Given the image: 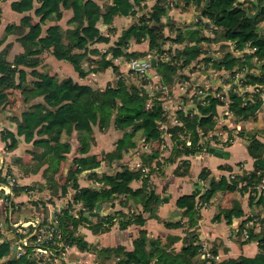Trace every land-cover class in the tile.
<instances>
[{
    "label": "trees",
    "instance_id": "trees-1",
    "mask_svg": "<svg viewBox=\"0 0 264 264\" xmlns=\"http://www.w3.org/2000/svg\"><path fill=\"white\" fill-rule=\"evenodd\" d=\"M140 1L113 0L112 4L103 8L94 0L11 2V9L24 16L19 24L6 26L0 45L8 36L15 35L22 52L8 60V46L0 51V113L11 109L8 107L9 96L14 90L20 91L27 107L19 115L9 116L15 131L5 128L1 132L0 139L5 149H16L20 138L26 144L32 143L36 149L32 152L34 165L37 164L39 168L47 164L43 176L52 186L55 183L53 178L59 171V164L65 160V154L70 150L69 140L73 133H76L79 156L72 160L66 174L61 176L60 195L64 196L73 190L71 200L78 202L88 213L95 211L99 205L113 204L118 197L126 195L143 197L140 213L154 217L153 209L164 193L156 191L152 175L155 172L161 173L160 166L163 161L178 162L175 176L188 175L190 163L184 158L207 150L210 147L207 141L202 144L200 141L218 128L227 133V141L223 145H227L228 140L235 136L245 140L253 159V171L235 175L233 179L223 176L215 180L210 178L209 171L203 168L198 180L205 186L201 190L195 189L176 198L174 207L180 213V218H170L162 222L171 228L185 226V240L192 243L190 251L186 254L171 249L170 241L175 238L169 237L162 242L160 239L149 238L143 231L134 239L131 250H126L123 246L98 248L89 245L84 237L76 232L81 224H86L93 233H101L108 231L115 221L123 229L134 222L136 217H139V223H143L144 218H140V214L124 213L121 210L104 213L95 221L85 217L84 213H79L78 218H74L70 214L74 210L73 205L68 202L64 209L56 214L57 226L51 237L43 243H35L37 234H31V227L28 228L27 235L15 233L11 227L8 228L10 236L2 235L0 239V264H48L36 256L35 247L40 246L57 253L62 250L59 243L95 254L97 264H209L203 257L202 242L196 233L200 210L209 204L217 193L236 191L243 195L247 190H252L253 184H258L264 179V143L260 140L264 130L243 128L235 131L225 126L217 127L218 120L226 118L221 113L225 103L236 123L254 119L262 105L259 91L234 92L235 83H232V77L241 73L242 76L237 78V82L242 87L264 86V33L261 30L264 14L259 13L255 19L247 16L249 11L264 4V0H256V4L252 1L248 5L237 3L236 0H211L206 15L211 22L212 38L203 34L208 27H204L199 21L173 25L162 22L169 10L175 7L183 11L191 8L198 10L204 0H159L150 13H142L137 22L123 30L108 51L101 54L98 49L92 47L97 42L108 41L98 28L99 22L110 25L117 16L134 14L135 5H139ZM170 1L173 2V7L169 6ZM64 9L72 12L66 29L58 24ZM29 12H32L33 16L26 14ZM33 17L38 20L34 21ZM164 26L169 28L172 36L164 34ZM132 41L137 44L147 42V51L126 52ZM219 42H233L235 51H243L246 47L254 51L237 56L226 50L227 46L221 45L219 49L223 50L222 57L215 59L207 56L209 49L202 47V44ZM166 43L170 44L168 49L164 48ZM44 53L71 65L80 78L111 69L115 82L105 89H99L80 84L70 77L59 79L55 75L40 72L37 68ZM109 54L112 57L110 59L107 58ZM149 54H152L155 60L153 71L157 76L154 82L156 86H169L176 79L178 82L188 81L192 84L188 76H180L178 72L189 69L192 73L195 71V65H200L202 71L229 72L232 77L225 78L223 84H231L232 89L225 93L220 85H214L213 91L218 96L208 95L201 102L196 101L195 109L178 112V124L167 129L169 114L157 99L160 96L159 91L154 93V97L148 94L146 87L151 83L148 76L120 71L113 62L114 58L120 56L129 60L142 59ZM257 63L262 65L263 74L257 73ZM29 77L31 79L28 80ZM39 99L40 101L34 102ZM150 99L152 105L146 108V102ZM182 99L185 100V97ZM111 125L121 133L113 151L100 158L89 155L94 140V129L102 132ZM163 129L170 133L168 138L171 148L167 158L163 157L166 150ZM210 138L216 140L215 135ZM187 141L190 142L189 146L186 145ZM141 143L147 149L139 153L137 168L119 162L124 153L137 150V145ZM153 162L155 167H152ZM226 169L232 170L230 167ZM81 179L89 184L85 187L79 186L78 181ZM138 180L142 182L141 187L132 189L131 183ZM15 191L16 187L13 189V192ZM263 198L264 191L257 198L249 197L248 204L251 208L262 205ZM242 216L240 205L234 203L230 209L218 211L213 220L223 218L227 223L233 224L235 219ZM255 217L261 224L260 231L255 233L253 227H249L248 239L242 240V244L257 242L259 253L254 257L241 256L236 259L213 261L210 264H264V218L259 214H255ZM184 218L186 222L182 223ZM248 219H244L238 226V236ZM47 225L50 223L42 220L39 229ZM39 231L38 233H42ZM44 231L43 233H47ZM23 238L27 239V243L17 255V252L13 253L11 246ZM211 249L216 253L213 246Z\"/></svg>",
    "mask_w": 264,
    "mask_h": 264
},
{
    "label": "crops",
    "instance_id": "crops-1",
    "mask_svg": "<svg viewBox=\"0 0 264 264\" xmlns=\"http://www.w3.org/2000/svg\"><path fill=\"white\" fill-rule=\"evenodd\" d=\"M15 0H5L0 2V40L3 37L4 30L9 24H19L24 14H19L13 11L10 7L11 2ZM102 8L112 4L113 0H94ZM133 2V0H130ZM159 0H141L139 5H135L136 12L128 16H117L114 18L112 24L107 25L102 22L98 23V28L101 34L108 39L107 42H97L92 45L100 51L101 54L108 51L110 47L114 45L120 36L121 32L127 29L130 25L137 22L139 16L144 13L148 14L152 8L157 4ZM256 4V0H236L237 3H243L248 5L252 2ZM262 4L261 6H263ZM260 6V7H261ZM259 8V6L257 7ZM257 8L249 11V15H254ZM195 8L183 11L177 7L169 10L162 22L168 24H193L196 21V16L193 13ZM200 9L195 11L200 12ZM27 15L33 16L32 12L26 13ZM72 12L64 9L63 16L58 24L64 29L67 28V21L71 18ZM34 21H37V17H33ZM204 22H209L208 27L203 31L206 37L212 38L213 34L210 29V19L207 15L203 16ZM200 22V21H199ZM52 24V23H51ZM46 27H44V30ZM261 30L264 33V21L261 23ZM163 32L166 36H172L169 28L164 26ZM221 45L227 46L229 50L228 42H219L206 44L203 43L202 47L208 48L209 52H222L219 49ZM8 46V60H12L13 57L22 52L21 45L16 41L15 35L8 36L3 43L0 45V51ZM148 49V43L142 42L137 44L131 42L126 52H145ZM124 51V52H125ZM249 52V51H247ZM108 59L112 58L109 54ZM126 59L122 56L114 58L113 62L120 71H125L124 61ZM258 71L259 73V66ZM86 68V66H85ZM40 72H46L49 75H55L59 79L70 77L74 81L80 84H88L93 88L105 89L115 82V75L111 69L100 73H90L89 75L80 78L77 73L73 70L71 65L61 60H57L48 53L41 55V63L37 68ZM26 71H30L26 69ZM153 72V71H152ZM256 73V74H257ZM194 76V75H193ZM31 77L28 78V80ZM195 81L202 82L203 77L192 78ZM157 80V79H156ZM205 83V82H204ZM176 95L180 93L176 90ZM182 96V95H181ZM264 97V96H263ZM10 110H6L0 113V134L8 128L12 131L14 126L9 120V116L19 115L26 107L24 99L21 97L19 90L11 91L9 96ZM40 101L35 100L34 102ZM225 126L227 129H235L237 127L246 130L263 131L264 130V102L258 110L256 117L244 123H236L233 118H225L217 127ZM121 137V133L114 129L113 125L106 128L105 131H99L97 128L94 129V140L91 144L89 155H95L97 158L103 157L105 154L112 152L114 149L115 142ZM166 139V150L164 151L163 157L169 156L171 144L168 137ZM261 142L264 143V135H260ZM70 150L65 154V160L59 164V171L54 176L53 185L48 183L43 176V173L47 167V164H43L37 168V164L34 165L35 160L33 159L32 152L36 149L33 144H26L22 138H20L19 146L12 150L7 151L3 142L0 139V152H5V163L10 173L17 178V191L12 192V209L10 210L2 201H0V223L3 225V232L5 237H9L8 228L13 223L22 222L28 225L35 219H40L46 222L52 220L57 213H59L67 203L71 200V195L74 192L71 190L64 196L60 195L61 176L66 174L67 168L72 160L79 155L77 154L78 142L76 133H73L69 140ZM137 145V150H129L124 153L119 162L128 165L132 168L139 165V153L142 152L140 147ZM211 147L219 150L220 157L214 156L207 152V150L189 156L187 159L190 163L189 174L186 176H175L174 171L178 165L175 163H164L160 166V174L155 172L152 176L153 185L157 192L164 193L161 198H167V202H163L158 210V217H148L145 213H140L142 209L143 197H130L122 195L114 200L112 203H106L101 205L100 215L98 217H88L95 221L104 213H113L115 210H121L124 213L134 212L140 214V218H144L143 223H139V217L136 220L128 224L125 228L121 229L119 223L115 221L111 228L106 232L93 233L86 224H81L77 228V234L84 237V240L89 244L98 248H115L117 246H123L126 250H131L133 247V241L138 234L143 231L151 239H160L162 242L166 241V238H175L171 242V249L175 252L188 253L192 247V243L185 240L187 237L186 228L176 227L171 228L166 226L162 220L172 218L177 220L180 218V213L175 210L174 203L178 196L183 194H189L193 190H200L205 186L198 180V175L203 168H206L210 173V178L215 180L221 177H227L229 173L234 175H241L244 172L250 173L253 171V159L247 149L246 142L243 138L235 136L231 142L227 145H211ZM264 154V149H263ZM155 162L152 163V167H155ZM115 166V164H113ZM226 167H230L232 170L228 171ZM155 171V170H154ZM156 175V176H155ZM89 182L81 179L78 181L79 186L85 187ZM142 185L141 180L134 181L131 183L132 189H138ZM15 188V187H14ZM13 188V189H14ZM234 203H238L243 211V216L235 219L233 224L227 223L223 218L213 220L214 216L220 210L230 209ZM134 210V211H133ZM251 213L259 214L264 218V203L262 205H256L250 207L248 204V198L245 195H241L239 192L232 193H217L207 204L200 210V219L196 226V233L199 241L202 243H208L214 247L216 253L220 256L219 261L227 259H236L241 256L254 257L259 253L257 242H249L242 244L243 241L240 236L237 235V228L241 222L247 218ZM186 222V218L182 220V223ZM30 227V226H29ZM15 244V243H14ZM13 244V245H14ZM11 246V248L13 247ZM68 246L66 257L63 261H50L48 264H97L95 254L91 252L79 251L75 246ZM218 261V262H219ZM151 264H155L152 262ZM210 264V263H209Z\"/></svg>",
    "mask_w": 264,
    "mask_h": 264
},
{
    "label": "built area",
    "instance_id": "built-area-1",
    "mask_svg": "<svg viewBox=\"0 0 264 264\" xmlns=\"http://www.w3.org/2000/svg\"><path fill=\"white\" fill-rule=\"evenodd\" d=\"M169 6L173 7L172 1H170ZM228 44H229V51L234 53L237 56H241L243 53L247 51L249 52L254 51V49H251L249 47H246V49H244L243 51H235L234 43L228 42ZM222 55H223V52L217 51V52H210L207 56L218 59L222 57ZM151 59H152L151 55H148L147 57L142 58V59H129V60L124 61L125 63L124 65L126 66V71L130 72L131 74L135 73L138 75L148 76V78L151 80V83H149L148 86L146 87V90L149 95L154 97L153 95L156 91L160 92V96L157 99L161 102L162 108L169 114V117H170L168 121L169 126L167 127V129H169L171 126H175L178 124L176 120V115L178 112L188 111L190 109L193 110L192 108L195 109V105L197 104L196 101L201 102V100L208 95L218 96V94L213 91L214 85L216 84L220 85L223 88V91L225 93L229 91L230 89H232L231 84H226V85L223 84L224 79L230 78L231 76L230 73L225 70H222L220 72H214V73L207 71L209 75L208 78L206 76H202L203 78L207 80L205 83H203L204 85H201L198 81L191 79L190 81L192 82V84H190L188 81H184V82L175 81L173 84L169 86H156L154 85V82L157 79V76L155 75L154 72H152L151 63H150ZM195 67H196L195 69L200 70L199 73L205 72L201 70L200 65H195ZM241 76H242L241 73H236L234 74L233 77L231 76L233 80L232 83H235V88H233V91L238 92V93L247 92V91H257V92L259 91L261 93L262 102H264V97H263L264 96V86L257 85V86L242 87L237 82V78ZM176 90L180 93V95L175 94ZM182 97H185V100L187 102H185V100H183ZM151 105H152V100L150 99L146 102V108H149ZM221 113L223 116H226V118L232 116L228 110V106L226 103L222 107ZM223 120L224 119L222 118L220 121L218 120V124H220ZM234 130L239 131L240 128L237 127ZM162 133L165 137L170 136V133H168L166 129H163ZM211 135H215L216 140L210 138ZM205 141H207V144L210 146L211 145H222L225 141H227V133L224 130L218 128L214 132L212 133L210 132L206 137H203L200 143L202 144ZM231 141L232 139H229L228 143ZM186 145L189 146L190 142L187 141ZM141 149L145 150L147 149V147H145L144 144L141 143ZM138 166L139 165H136V167L134 168H137ZM234 176L235 175L232 173L228 174L229 179H233ZM16 186H17V178L12 173L9 172L6 166L5 152L4 151L0 152V201H2L7 207H9L10 210L13 208L12 198L10 197H12L13 188ZM263 191H264V179H262L258 184H253L252 190L251 189L247 190L245 193H243V195L247 196L248 199L249 197L257 198L262 194ZM69 202L72 203L73 205L72 207L74 208V210L70 212V214L74 218H78L79 213H84V214L88 213L85 210V208L80 206L78 202H75L73 200H70ZM247 219L248 220L244 223V226L240 232V237L242 240L248 239V228L249 227H253L255 233H259L260 227H261V224L258 222L259 221L258 218L255 217V213L249 214L247 216ZM41 222L42 220L40 219H35L32 222H30L28 225L22 222H16L11 225V228L14 230L15 233L27 235L28 228L30 226L34 234H37L35 243L38 245L39 243H43L47 238L43 236L41 233H38ZM52 225H57L56 216L53 217ZM52 230L53 228L49 232H52ZM2 235H4L3 225L2 223H0V239ZM49 236H50V233L48 234V237ZM26 243H27L26 238H23L19 240L18 242H16L14 244L16 248L13 253L17 252V255H19L22 252V246L25 245ZM59 246L62 247V251L58 257L54 255L55 254L54 251L40 247V246L35 247L34 252L36 256L38 258H41L43 261L44 259H48L49 261L57 262L66 257L67 249H68V246L66 245L60 244ZM201 252L203 253V257L207 259L208 262L219 261L220 256L217 253H214L212 251L210 244L205 243V242L201 243Z\"/></svg>",
    "mask_w": 264,
    "mask_h": 264
},
{
    "label": "water",
    "instance_id": "water-1",
    "mask_svg": "<svg viewBox=\"0 0 264 264\" xmlns=\"http://www.w3.org/2000/svg\"><path fill=\"white\" fill-rule=\"evenodd\" d=\"M210 1L211 0H204L203 5H202V9H201L200 12L195 11V9L193 10L194 15L196 16V20L200 21L204 25H209V22H204L203 21V16L208 14V12H209L208 11V6H209V2ZM259 13L264 14V5L259 7V8H257V11H256V13L254 15L247 14V16L249 18L255 19L256 16ZM150 63H151V67L154 68L155 60L151 59ZM259 73L263 74L262 65L259 66ZM202 75L203 76H209L207 72H203ZM192 109H194V108H192ZM207 152H209L210 154H212L214 156L220 157L219 150H217V149H215V148H213L211 146L207 148ZM199 188H201V185H200V187H197V189H199ZM167 201H168L167 198H160L159 202L157 203V205L155 206V208L153 209V212H152L154 217H158V213L157 212L159 210V207L162 205L163 202H167ZM263 203H264V198H263ZM100 210H101V205H99L95 211L89 212V213L85 214L84 216L87 217V218L88 217H98L100 215ZM15 248H16L15 245H13V247H12V251L13 252L15 251Z\"/></svg>",
    "mask_w": 264,
    "mask_h": 264
},
{
    "label": "rangeland",
    "instance_id": "rangeland-1",
    "mask_svg": "<svg viewBox=\"0 0 264 264\" xmlns=\"http://www.w3.org/2000/svg\"><path fill=\"white\" fill-rule=\"evenodd\" d=\"M170 47V44L169 43H166L165 45H164V48L165 49H168ZM172 49H174V46H173V48ZM153 54V53H152ZM152 54H149V55H151L152 56V59H153V55ZM147 57V56H146ZM125 64V63H124ZM124 67H126L125 65H124ZM152 68V67H151ZM199 69H195V71H193L192 73H191V71H189V69H183V70H180L179 72H178V75H186V76H188V75H190V76H188L189 78L188 79H192V78H194V77H200V70L198 71ZM152 71H153V68H152ZM124 72H126L127 73V71H126V69H125V71ZM154 72V71H153ZM205 72H207V71H205ZM155 73V72H154ZM202 73L203 72H201V76H203L202 75ZM194 75V76H193ZM207 78H208V76H206ZM203 81L202 82H199L201 85H204L203 83L204 82H206L207 80L205 79V78H203L202 79ZM176 81H178V79H176ZM89 184V183H88ZM52 220H53V218H52ZM52 220L50 221V225L48 226H44L42 229L40 228L39 230H40V232H42L41 234L43 235V236H45V237H47L46 239H48L49 237H51V235H52V232H53V230H54V228L57 226V225H52ZM53 228V230H52V232H49L51 229ZM41 230H43V231H41ZM44 230H46V232L47 233H43V232H45ZM50 233V236L48 237V234ZM31 234H34V232H32ZM59 244H61V243H59ZM61 251L62 250H58V252L56 253V252H54L56 255L55 256H59V254L61 253ZM59 261H63V259H61V260H59ZM43 262H46V263H50V261L48 260V259H44V261ZM209 263H211V262H209Z\"/></svg>",
    "mask_w": 264,
    "mask_h": 264
}]
</instances>
